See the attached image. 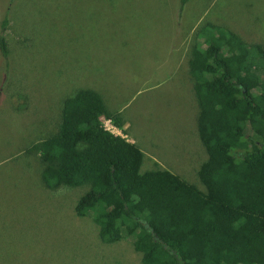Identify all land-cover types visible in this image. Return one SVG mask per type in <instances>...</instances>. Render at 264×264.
I'll list each match as a JSON object with an SVG mask.
<instances>
[{
	"label": "rangeland",
	"instance_id": "1",
	"mask_svg": "<svg viewBox=\"0 0 264 264\" xmlns=\"http://www.w3.org/2000/svg\"><path fill=\"white\" fill-rule=\"evenodd\" d=\"M179 9L180 0H0L10 51L0 49V264H143L131 242L104 244L77 216L86 187L47 189L28 152L59 130L81 89L110 111L124 107L131 128L120 136L205 190L191 50L209 24L263 43L264 0H190L181 18ZM152 170L145 158L141 172Z\"/></svg>",
	"mask_w": 264,
	"mask_h": 264
},
{
	"label": "trees",
	"instance_id": "2",
	"mask_svg": "<svg viewBox=\"0 0 264 264\" xmlns=\"http://www.w3.org/2000/svg\"><path fill=\"white\" fill-rule=\"evenodd\" d=\"M189 1L180 0V18ZM188 68L208 154L198 173L205 190L157 164L142 173L143 151L104 127L103 119L123 130L121 114L92 89L67 98L59 130L28 152L47 189L86 187L77 216L93 220L104 244L131 242L143 264H264V42L209 24Z\"/></svg>",
	"mask_w": 264,
	"mask_h": 264
},
{
	"label": "crops",
	"instance_id": "3",
	"mask_svg": "<svg viewBox=\"0 0 264 264\" xmlns=\"http://www.w3.org/2000/svg\"><path fill=\"white\" fill-rule=\"evenodd\" d=\"M184 62H186L185 60L183 61V63ZM182 63V62H181ZM182 63V64H183ZM179 66H181V65H179ZM179 66H177V67H179ZM182 67V66H181ZM125 108L124 107H122V108H120L117 112H115V113H122L121 111H123ZM110 110V109H109ZM112 112H114V111H112ZM124 120V127H123V130L122 131H124V132H127V131H129L130 130V128H131V122H129L128 120H125V119H123ZM129 142L130 143H132V144H136L137 146H138V144L140 143V142H138V139H136V138H131L130 137V140H129ZM139 148H140V146H138ZM141 149V148H140ZM142 151H143V153H144V155H145V158H147L148 160H151V159H153L154 160V164H158V165H160L163 169H166V170H169L170 172H172L173 174H177L178 175V173H175V172H173L172 170H170L169 168H166L165 166H163L159 161H158V156H152V155H150V154H147V152H144V150L143 149H141ZM157 157V158H156Z\"/></svg>",
	"mask_w": 264,
	"mask_h": 264
},
{
	"label": "built area",
	"instance_id": "4",
	"mask_svg": "<svg viewBox=\"0 0 264 264\" xmlns=\"http://www.w3.org/2000/svg\"><path fill=\"white\" fill-rule=\"evenodd\" d=\"M103 124L107 131L111 132L112 134L116 136H120V130L117 129L110 120L103 119Z\"/></svg>",
	"mask_w": 264,
	"mask_h": 264
}]
</instances>
